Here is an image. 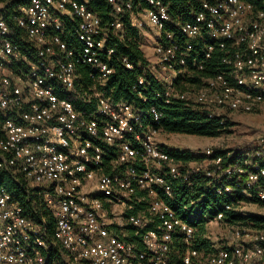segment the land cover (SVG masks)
<instances>
[{
	"label": "built area",
	"instance_id": "obj_1",
	"mask_svg": "<svg viewBox=\"0 0 264 264\" xmlns=\"http://www.w3.org/2000/svg\"><path fill=\"white\" fill-rule=\"evenodd\" d=\"M105 1L109 22L88 0L0 10V177L11 183L0 184V264H263L264 229L225 217L245 204L264 209V132L231 163L210 146L199 159H178L134 103L103 87L124 14L151 41V60L143 54L161 84L155 98L185 101L221 123L260 109L264 0H200L187 21L162 0ZM148 115L158 123L161 112ZM198 187L240 197L212 215Z\"/></svg>",
	"mask_w": 264,
	"mask_h": 264
},
{
	"label": "trees",
	"instance_id": "obj_2",
	"mask_svg": "<svg viewBox=\"0 0 264 264\" xmlns=\"http://www.w3.org/2000/svg\"><path fill=\"white\" fill-rule=\"evenodd\" d=\"M25 0H0L4 4L2 11L3 14L9 16L13 13L19 5ZM167 6V9L173 19L187 21L200 10V0H162ZM88 7L95 12L103 22H109L113 17L111 15V7L105 0H88ZM123 25L124 39L116 37L113 42L115 47V54L109 60V65L114 69L103 91L109 94L115 100H126L134 103L144 114V119L154 128H159L167 133L187 134L202 137H217L228 132L227 127L231 124L228 119L221 123V117L209 116V112L197 106L187 104L185 101H174L171 103H164L161 99L155 98V92L160 90L161 84L156 81L146 71L147 59L140 48L139 32L134 27L130 26L127 15H120ZM69 40V39H68ZM70 40H73L70 37ZM119 55L127 57L128 61L133 64L132 69H127L124 64L118 60ZM212 66L216 65V58L212 60ZM213 70H203L198 73L199 75H211ZM197 74V75H198ZM144 77V83L138 85V78ZM197 76L189 78L190 82L197 81ZM68 98L72 99L71 96ZM78 105L80 103L76 102ZM151 107L157 108L161 112V117L158 123L154 122L148 115V110ZM2 116L0 115V121ZM0 138L2 133L0 130ZM171 155L182 160L199 159V153H193L189 150H176L169 149ZM229 150L215 149L214 155H222L226 163H231L240 158L241 152H233L226 155ZM8 183V184H7ZM0 184L10 185L5 178L0 177ZM9 186V187H10ZM13 186V185H12ZM205 193L202 199L201 206L209 205V213L214 215L223 208V202H231L240 197H215L211 191L198 187L195 196ZM244 198V197H243ZM225 220L230 223L241 222L244 224H251L257 228L264 229V215L255 214H235L226 212ZM203 232L200 227L199 235ZM204 244L196 245V248L202 249Z\"/></svg>",
	"mask_w": 264,
	"mask_h": 264
},
{
	"label": "rangeland",
	"instance_id": "obj_3",
	"mask_svg": "<svg viewBox=\"0 0 264 264\" xmlns=\"http://www.w3.org/2000/svg\"><path fill=\"white\" fill-rule=\"evenodd\" d=\"M3 6L4 4L0 3V10H2ZM144 31L152 33L148 29H144ZM140 45L143 53L149 59L152 58V52L146 49V44L143 45L142 41ZM226 117L229 123H231L227 127L228 132L217 137H202L160 131L158 133V138L169 149L180 151L186 149L193 153H199L208 146L213 147V149L229 150L231 153L235 151L246 152L255 148L258 144L259 135L264 132V105L260 109L252 112L230 113L227 114ZM243 208V215L264 214V209L254 203L245 204ZM205 214L207 215V210ZM215 230L217 229L211 228V231ZM224 232L230 235V227H225Z\"/></svg>",
	"mask_w": 264,
	"mask_h": 264
},
{
	"label": "crops",
	"instance_id": "obj_4",
	"mask_svg": "<svg viewBox=\"0 0 264 264\" xmlns=\"http://www.w3.org/2000/svg\"><path fill=\"white\" fill-rule=\"evenodd\" d=\"M145 41H143V45L146 44V49L150 50L151 47H150V44H151V41L150 39H144ZM145 43V44H144ZM149 59V58H148ZM151 60V59H150Z\"/></svg>",
	"mask_w": 264,
	"mask_h": 264
}]
</instances>
